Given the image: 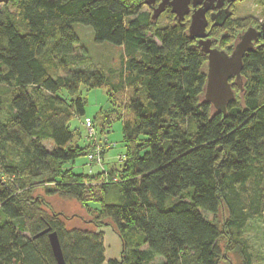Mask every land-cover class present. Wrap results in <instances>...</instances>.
Returning a JSON list of instances; mask_svg holds the SVG:
<instances>
[{
  "label": "trees",
  "instance_id": "1",
  "mask_svg": "<svg viewBox=\"0 0 264 264\" xmlns=\"http://www.w3.org/2000/svg\"><path fill=\"white\" fill-rule=\"evenodd\" d=\"M145 1L2 5L0 264H57L47 235L35 238L48 228L63 264H235L230 253L238 264H253L243 232L250 220L264 225L262 40L243 58L242 88L233 85L234 100L216 112L203 98L207 59L188 36L189 15L177 22L167 8L152 20L156 6ZM164 14L169 23L159 26ZM230 18L212 27L215 48L227 54L241 33L259 26ZM74 25L91 28L95 45L123 49L117 72L78 68L91 59L85 48L75 54ZM81 87L105 89L122 110L125 153L116 164L105 163L108 146L98 140L95 119L84 118ZM62 90L69 100L58 96ZM73 119L86 131L83 149L74 144ZM94 141L100 164L88 161ZM80 157L86 174L73 171ZM37 189L72 201L95 229L111 227L122 245L119 260H106L101 232L66 227Z\"/></svg>",
  "mask_w": 264,
  "mask_h": 264
},
{
  "label": "rangeland",
  "instance_id": "2",
  "mask_svg": "<svg viewBox=\"0 0 264 264\" xmlns=\"http://www.w3.org/2000/svg\"><path fill=\"white\" fill-rule=\"evenodd\" d=\"M2 5H0V10ZM234 16L232 19H245L259 25L264 19V1L262 0H244L242 2H235L233 5ZM143 11H149L146 7ZM169 23L167 15H163L159 20V26H166ZM75 34L80 39V46L77 48L76 55L81 53L82 48L88 52L91 64L78 67L79 69H94L103 68L106 72H117L120 69L121 57L123 49L104 43L102 45H95L93 42V31L89 27L82 25H74L72 27ZM76 67V68H77ZM59 97L69 100L67 93L62 90L58 94ZM80 97L85 101L84 118L89 117L95 119V129L97 131L98 140L108 146L107 159L103 158L107 163L116 164L117 158L123 156L125 153L124 142L122 135V121L120 116L122 110L118 106H114L110 102L108 93L105 89H93L91 91L85 90L81 87ZM71 130H77L74 135V144L83 149L85 146L86 131L79 125L77 119L70 122ZM48 150L52 149L50 143H45ZM85 157H80L75 161L73 171L74 173H87ZM94 167V165L92 166ZM96 171L99 170L95 167ZM35 195L45 199L49 204L53 213L61 212V217L66 227L84 228L103 234V242L105 247L106 260H119L122 245L118 236L112 231L111 227L103 226L102 228L95 229L90 223V217H87L83 211L79 210L78 206L72 201H62L57 198H46L43 195L42 189H37ZM92 209H97V204L91 205ZM46 210V209H45ZM49 212V211H46ZM225 216L219 217V220L224 219ZM26 238L27 234H23ZM243 237L246 240L250 254L252 255L253 264H264V225L262 220L255 219L248 221L244 228ZM230 256L238 264L239 257L230 253ZM160 259H155L152 264H159Z\"/></svg>",
  "mask_w": 264,
  "mask_h": 264
},
{
  "label": "water",
  "instance_id": "3",
  "mask_svg": "<svg viewBox=\"0 0 264 264\" xmlns=\"http://www.w3.org/2000/svg\"><path fill=\"white\" fill-rule=\"evenodd\" d=\"M244 0H146L147 6H156L153 9L152 20H156L167 8L175 16L177 22H182L184 17L190 15L188 36L195 40L201 53L206 56V84L203 98L216 112L224 113L227 104L235 98L232 88L237 85L242 88L241 71L244 56L254 50V44L262 40L264 47V21L259 30L248 28L238 36L230 54L210 48L211 41L206 39L208 25L206 14L217 11L212 16L213 26L221 27L225 20L231 16L229 6L224 9V4H233ZM9 0H0V5H7ZM192 7V10L191 8ZM232 80V82H231ZM47 235L52 255L57 264H63V256L57 234L46 229L35 238Z\"/></svg>",
  "mask_w": 264,
  "mask_h": 264
},
{
  "label": "flooded vegetation",
  "instance_id": "4",
  "mask_svg": "<svg viewBox=\"0 0 264 264\" xmlns=\"http://www.w3.org/2000/svg\"><path fill=\"white\" fill-rule=\"evenodd\" d=\"M235 3H233V4H228V3H225L224 4V9L225 8H227L228 6H229V11L231 12V18H230V20H234V19H232L233 18V16H234V10H233V5H234ZM191 8V10H192V7H190ZM216 13H217V11H214V12H212V11H209L207 14H206V19H207V22H208V25H207V28H206V34H207V38L206 39H208V40H210L211 41V46H210V48H212V49H216L215 48V46H214V38H213V36H212V34L214 33V31H218L217 29L215 30V28H212L213 27V24H214V20H212V16L213 15H216ZM189 17H190V15H189ZM263 21H264V19H263ZM262 21V22H263ZM261 22V23H262ZM260 23V24H261ZM260 24H259V26H258V29L257 30H259V28H260ZM242 34V33H241ZM240 34V35H241ZM220 37H221V35H220ZM238 38V37H237ZM206 69H207V64H206Z\"/></svg>",
  "mask_w": 264,
  "mask_h": 264
},
{
  "label": "built area",
  "instance_id": "5",
  "mask_svg": "<svg viewBox=\"0 0 264 264\" xmlns=\"http://www.w3.org/2000/svg\"><path fill=\"white\" fill-rule=\"evenodd\" d=\"M84 125L87 128L88 138L93 139L94 138V129L92 127L90 120L86 118L84 120ZM100 153H101L100 146H99V144H97L95 142L94 154L88 157L89 164H91V163L100 164L102 162L101 157H100Z\"/></svg>",
  "mask_w": 264,
  "mask_h": 264
},
{
  "label": "crops",
  "instance_id": "6",
  "mask_svg": "<svg viewBox=\"0 0 264 264\" xmlns=\"http://www.w3.org/2000/svg\"><path fill=\"white\" fill-rule=\"evenodd\" d=\"M106 159H107V154H106ZM106 162V161H105ZM92 171H96V169L94 168ZM98 171V170H97Z\"/></svg>",
  "mask_w": 264,
  "mask_h": 264
}]
</instances>
